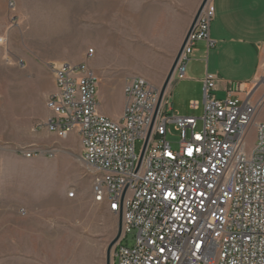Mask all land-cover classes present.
I'll use <instances>...</instances> for the list:
<instances>
[{
	"label": "built area",
	"instance_id": "obj_1",
	"mask_svg": "<svg viewBox=\"0 0 264 264\" xmlns=\"http://www.w3.org/2000/svg\"><path fill=\"white\" fill-rule=\"evenodd\" d=\"M213 17L209 0L171 81L185 79L197 42L213 47ZM92 57L90 50L81 63L51 65L54 90L45 126L61 140L78 137L93 202L121 214L111 264H264V122L254 121L264 102V66L245 99L230 88L226 98H215L216 81L207 77L202 105L189 102V116L174 112L168 88L158 106L161 87L131 77L121 116L113 120L100 112L98 82L87 68ZM258 88L262 94L252 100ZM171 125L179 137L176 149L168 141Z\"/></svg>",
	"mask_w": 264,
	"mask_h": 264
},
{
	"label": "rangeland",
	"instance_id": "obj_2",
	"mask_svg": "<svg viewBox=\"0 0 264 264\" xmlns=\"http://www.w3.org/2000/svg\"><path fill=\"white\" fill-rule=\"evenodd\" d=\"M201 2L165 0L163 17L150 18L114 8L113 0H0V264H106L118 216L93 202L78 137L61 140L45 126L51 65L81 63L92 50L87 68L98 82L99 109L121 116L129 78L162 86L180 47V10L193 18ZM170 87L174 112L191 115L180 85ZM254 121L264 122V102ZM169 129L176 149L178 134ZM254 135L251 127L249 146Z\"/></svg>",
	"mask_w": 264,
	"mask_h": 264
},
{
	"label": "crops",
	"instance_id": "obj_3",
	"mask_svg": "<svg viewBox=\"0 0 264 264\" xmlns=\"http://www.w3.org/2000/svg\"><path fill=\"white\" fill-rule=\"evenodd\" d=\"M164 1L113 0V5L123 10L128 7L129 15L162 18ZM210 3L214 17L210 23L209 39L213 47L208 48L205 41L197 42L186 63L185 79L173 80L180 85V97L186 104L202 100L207 77L216 81L215 98H226L230 88L236 97L245 99L264 66V0H210ZM192 19L180 10V45ZM119 102L123 107V96ZM100 111L115 120L120 118L105 108Z\"/></svg>",
	"mask_w": 264,
	"mask_h": 264
},
{
	"label": "water",
	"instance_id": "obj_4",
	"mask_svg": "<svg viewBox=\"0 0 264 264\" xmlns=\"http://www.w3.org/2000/svg\"><path fill=\"white\" fill-rule=\"evenodd\" d=\"M209 0H202L200 6L198 7L193 19H192V22L190 24V27L179 47V50L176 54V57L173 61V64L160 88V96H159V102H158V106L160 105L161 101H162V98H163V95L164 93L166 92L172 78H173V75H174V71H175V68H176V65L178 63V60L180 58V55L182 53V50L185 46V43H186V40L188 38V36L190 35V33L193 31V28L196 24V21L199 17V15L201 14L203 8L205 7V5L207 4ZM121 230H122V217H121V214L118 215V226H117V233H116V236L114 237V239L109 243L108 247H107V250H106V264H111V251H112V248L114 247V245L118 242V240L120 239V236H121Z\"/></svg>",
	"mask_w": 264,
	"mask_h": 264
},
{
	"label": "snow or ice",
	"instance_id": "obj_5",
	"mask_svg": "<svg viewBox=\"0 0 264 264\" xmlns=\"http://www.w3.org/2000/svg\"><path fill=\"white\" fill-rule=\"evenodd\" d=\"M197 139H199V137H197ZM189 153H191V149H189Z\"/></svg>",
	"mask_w": 264,
	"mask_h": 264
}]
</instances>
